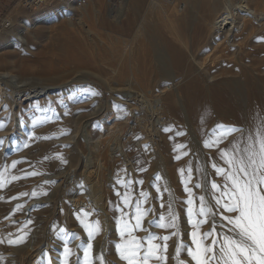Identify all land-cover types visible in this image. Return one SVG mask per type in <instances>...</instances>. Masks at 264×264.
<instances>
[{
	"label": "rangeland",
	"instance_id": "1",
	"mask_svg": "<svg viewBox=\"0 0 264 264\" xmlns=\"http://www.w3.org/2000/svg\"><path fill=\"white\" fill-rule=\"evenodd\" d=\"M218 1L235 9L237 24L229 32L227 23L217 36L213 23L225 13L216 10ZM241 6L244 13L236 10ZM259 15L264 0H50L34 10L19 0H0V48L20 38L0 51V72L14 76L13 88L0 82V120L9 133H0V264H62L65 231L80 238L69 244L77 253L70 264H77V246L88 239L79 220L84 212L102 227L92 241L94 254L102 250L107 264H125L115 248L114 205L121 203L116 193L131 192L133 203L140 191L150 193L145 207L156 211L144 220L147 227L166 211L153 186L157 175L174 193L182 239L190 244L179 169L191 167L192 185L201 166L219 183L209 163L223 164L218 149L204 147L217 125L242 127L245 135L264 133ZM163 68L170 80H163ZM55 77L61 81H51ZM20 84L28 93L53 85L57 92L19 104ZM152 116L161 118V127L149 135ZM240 138L234 133L220 148ZM183 152L188 154L177 160ZM14 161L19 163L13 168ZM121 179L132 187L125 189L117 183ZM210 229L211 221L201 231ZM168 244L167 264H175L176 238ZM181 259L192 264L183 253Z\"/></svg>",
	"mask_w": 264,
	"mask_h": 264
},
{
	"label": "snow or ice",
	"instance_id": "2",
	"mask_svg": "<svg viewBox=\"0 0 264 264\" xmlns=\"http://www.w3.org/2000/svg\"><path fill=\"white\" fill-rule=\"evenodd\" d=\"M234 133H240L241 138L230 148H220V144ZM185 147L178 145L177 150ZM204 147L218 149V159L223 164L215 161L209 163L221 182L211 179L210 174L201 166L197 169L200 173L197 183L192 185L191 167L179 169L183 190L187 195L182 203L186 206V219L191 228L190 244H185L182 239L174 193L166 183H160L159 175L154 177L153 186L159 194V207L166 211L159 216L154 215L147 227L144 220L156 211L154 207H145L150 204V193L140 191L134 203L131 192L126 191L123 196L120 192L116 193L121 203L114 205V212L118 213L114 218L119 234L115 248L125 264H167L168 241L173 237L176 238L173 256L175 264H188L187 260L181 259L182 253L190 258L192 264H264V133L257 130L254 134L245 135L242 127L217 125L212 136L204 141ZM187 154L183 152L175 158L179 160ZM17 163L14 161L12 167ZM140 171L146 169L141 168ZM36 174L33 172L27 175ZM16 179L12 177V180ZM117 183L130 189L133 182L121 179ZM135 183L143 185L144 181L138 180ZM4 186L5 181L0 179V187ZM194 189H200L201 194L197 196ZM164 194L169 197L167 201L163 198ZM129 208L132 210L128 211ZM89 215L84 212L79 217L88 239L82 240L77 246V264H81V261L82 264H107L102 250L99 254L93 252L92 241L100 234L102 227L99 220L89 222ZM210 221L211 229L202 232V226ZM152 227L169 234L152 232ZM137 232H144L145 235L140 237L136 235ZM60 239L63 241L62 264H70L71 256L77 253L73 252L69 244L80 238L75 233L69 235L65 231Z\"/></svg>",
	"mask_w": 264,
	"mask_h": 264
},
{
	"label": "bare ground",
	"instance_id": "3",
	"mask_svg": "<svg viewBox=\"0 0 264 264\" xmlns=\"http://www.w3.org/2000/svg\"><path fill=\"white\" fill-rule=\"evenodd\" d=\"M215 8H216V10H220V9H223L224 8V2H221V1H218L216 4H215ZM34 9H36V8H33V9H31V10H34ZM233 10V9H232ZM231 9H225L224 8V11H225V13H221L220 14V16H218L217 18H216V20H215V22L213 23V29L212 30H214V34H217V36H218V34H220V35H223V34H221L223 31H227V23H229L230 25H229V32H231L232 31V27L233 26H235L237 23H236V19H235V9H234V11H232ZM238 12L239 11H241L242 13H244L245 11H246V9L244 8V6H241V7H239L238 9H236ZM247 12H248V10H247ZM237 13V12H236ZM258 17V21H261L262 23H263V21H264V15H262V16H257ZM45 21V19H42V20H39V21H35V25H38V24H41L42 22H44ZM27 24V23H26ZM25 26H27V25H25ZM26 28V27H25ZM22 34H24V31L22 30V31H20L19 32V34H17V36H21ZM230 35V34H229ZM234 34H231V36H233ZM16 36V37H17ZM20 39V38H19ZM19 39H17L16 38V41H18ZM214 40H215V37H214ZM16 41H11V42H9L8 44H6V45H4V47H2V48H0V51L1 50H3V49H6V48H10L11 46H13V45H15V44H17V42ZM215 42V41H214ZM215 44H216V42H215ZM162 58V57H161ZM194 66H195V64H194ZM196 68H197V66H196ZM162 69V68H161ZM200 69V68H199ZM163 80H170V74H169V71H167L166 70V68H163ZM200 71H201V69H200ZM198 75V74H197ZM200 75V74H199ZM203 76V75H202ZM168 78V79H167ZM13 79H14V76H12L10 73H8V72H4V73H1L0 72V82L2 83V84H6L7 86H11L12 87V85H13V83H14V81H13ZM51 81H58V82H60L61 80H60V77H55L54 79H52ZM167 82V81H166ZM237 84V87H239L241 84H239V83H234L233 85H236ZM250 84H253V85H255V84H257V86L259 85L257 82H253V83H250ZM50 85V84H49ZM53 85V84H52ZM55 85H53V86H51V87H36V88H33V89H30L29 90V93H28V90H26L25 89V87H26V84H20V85H18V86H15V89H17L18 90V92H19V95H18V97H21V98H19V104H23V103H26L27 101H31V100H33V99H35V98H41V97H45V96H48V95H46L48 92H57L56 90V87H54ZM252 86V85H251ZM10 88V87H9ZM13 88V87H12ZM62 89V88H61ZM22 92H24V93H22ZM49 94V93H48ZM53 94H55V93H53ZM57 94V93H56ZM69 94V93H68ZM21 95V96H20ZM51 95H52V93H51ZM58 96L60 95V94H57ZM54 97V96H53ZM143 101H144V103L147 105V106H149L150 105V101L149 100H145V99H143ZM2 102V101H1ZM156 102H159V101H156ZM12 104V103H11ZM18 105V104H17ZM12 106V105H11ZM152 120H151V126L153 127L152 128V130L149 132L148 131V133H149V135H152V133H153V131L154 130H158V128L159 127H161V118H159L158 117V120H155L156 118L155 117H150ZM0 124H2L3 126L2 127H0V133H2L4 136L6 135V133H8V129H7V124L1 119L0 120ZM154 129V130H153ZM9 134V133H8ZM86 174V173H85ZM87 175V177H88V174H86ZM88 179H89V177H88ZM87 179V180H88ZM25 200V199H24ZM24 214V213H23Z\"/></svg>",
	"mask_w": 264,
	"mask_h": 264
},
{
	"label": "built area",
	"instance_id": "4",
	"mask_svg": "<svg viewBox=\"0 0 264 264\" xmlns=\"http://www.w3.org/2000/svg\"><path fill=\"white\" fill-rule=\"evenodd\" d=\"M23 6L31 10L33 8H42L43 6H46L50 0H19ZM165 2H172L173 0H162ZM3 20H0V27H2Z\"/></svg>",
	"mask_w": 264,
	"mask_h": 264
}]
</instances>
